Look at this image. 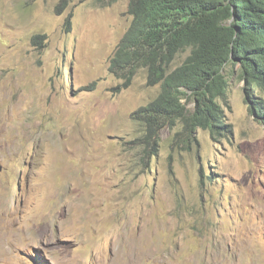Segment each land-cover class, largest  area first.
<instances>
[{
  "label": "rangeland",
  "instance_id": "374dc122",
  "mask_svg": "<svg viewBox=\"0 0 264 264\" xmlns=\"http://www.w3.org/2000/svg\"><path fill=\"white\" fill-rule=\"evenodd\" d=\"M59 1L0 0V264H264V124L239 65L232 133L165 127L148 156L132 114L161 87L109 70L130 0Z\"/></svg>",
  "mask_w": 264,
  "mask_h": 264
},
{
  "label": "trees",
  "instance_id": "16d2710c",
  "mask_svg": "<svg viewBox=\"0 0 264 264\" xmlns=\"http://www.w3.org/2000/svg\"><path fill=\"white\" fill-rule=\"evenodd\" d=\"M71 1L60 0L57 13ZM128 12L132 22L109 70L128 87L139 70L147 69V83L161 87L155 99L132 114L144 128L136 143L145 154H157L165 127L181 125L176 136L188 144L197 140L200 128L215 138L232 133L223 106L230 91L223 69L230 63L239 65L246 100L264 124V0H130ZM66 24L71 27L70 17ZM187 51L172 68L177 55Z\"/></svg>",
  "mask_w": 264,
  "mask_h": 264
},
{
  "label": "bare ground",
  "instance_id": "6f19581e",
  "mask_svg": "<svg viewBox=\"0 0 264 264\" xmlns=\"http://www.w3.org/2000/svg\"><path fill=\"white\" fill-rule=\"evenodd\" d=\"M176 99V98H175ZM174 101V100H173Z\"/></svg>",
  "mask_w": 264,
  "mask_h": 264
},
{
  "label": "water",
  "instance_id": "95a60500",
  "mask_svg": "<svg viewBox=\"0 0 264 264\" xmlns=\"http://www.w3.org/2000/svg\"><path fill=\"white\" fill-rule=\"evenodd\" d=\"M0 169H1V167H0Z\"/></svg>",
  "mask_w": 264,
  "mask_h": 264
}]
</instances>
